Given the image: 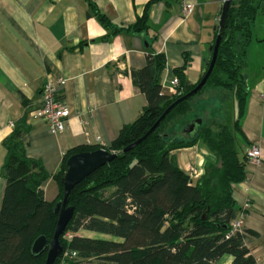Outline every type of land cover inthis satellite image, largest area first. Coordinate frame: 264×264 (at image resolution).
Instances as JSON below:
<instances>
[{
    "label": "trees",
    "instance_id": "obj_1",
    "mask_svg": "<svg viewBox=\"0 0 264 264\" xmlns=\"http://www.w3.org/2000/svg\"><path fill=\"white\" fill-rule=\"evenodd\" d=\"M159 1L151 0L144 14L128 27L114 25L93 4L91 9L112 36L123 32L147 36L149 9ZM263 6L264 0H231L224 25L220 28L219 24L215 33L213 44L218 34L221 44L205 87L178 104L141 145L123 153L176 100L197 86L187 80L191 58L185 54L183 65L174 70L180 82L178 93L163 94L161 75L166 58L153 50L155 38L146 40L147 64L141 70H131V77L145 94L147 107L108 149L117 153V158L71 193L68 206L74 207L75 213L65 233L70 239L61 237L64 252L55 264H219L226 255L233 257L232 264H258L247 245L248 237L256 234L245 229L234 233L232 223L239 216L233 187L246 180L249 163L243 151L248 143L242 139L240 125L249 92L246 47L252 37V24ZM217 89L233 97L230 125L217 133L202 125L194 139L175 138V129L169 130L171 120L189 115L192 101L200 93ZM22 136L20 130H15L5 141L7 184L0 212V264H46L47 252L35 256L31 250L42 235L52 240L58 222L54 209L59 201L46 200L41 184L47 177L39 163L25 156ZM199 142L214 160L208 161L203 175L194 179L180 168L173 152ZM72 155L56 176L62 199L61 179ZM82 230L112 239L82 237ZM66 252H76L77 256L65 258Z\"/></svg>",
    "mask_w": 264,
    "mask_h": 264
},
{
    "label": "crops",
    "instance_id": "obj_2",
    "mask_svg": "<svg viewBox=\"0 0 264 264\" xmlns=\"http://www.w3.org/2000/svg\"><path fill=\"white\" fill-rule=\"evenodd\" d=\"M150 1L0 0V212L7 184L5 141L13 131L23 133L25 156L40 164L47 177L41 190L52 203L60 196L56 176L70 154L108 150L121 131L137 121L148 102L134 85L131 70L146 66V40L155 38L153 50L166 58L161 75L163 94L171 96V83L177 78L174 70L183 65L185 54L191 58L187 80L191 85L201 81L209 56L211 60L210 47L224 0L156 2L149 9L147 36L128 32L112 36L91 9L93 4L114 25L128 27L144 14ZM185 5L193 7L188 15L183 13ZM246 57L249 92L240 125L248 145L243 151L247 154L252 146L260 147L262 161L248 163L246 180L233 187V198L238 215L247 202L251 205L244 229L256 236H249L247 245L258 264H264V6L252 24ZM48 78L64 80L58 99L70 111L67 129L58 135L50 134L46 123L35 122L32 115L41 107ZM209 103L199 102L194 110ZM195 117L194 121L201 119L205 124ZM173 128L178 130L176 125ZM173 155L182 170L190 173L193 169L200 176L205 164L214 160L201 142ZM79 235L93 238L97 234L82 230ZM232 261L226 255L219 264Z\"/></svg>",
    "mask_w": 264,
    "mask_h": 264
},
{
    "label": "water",
    "instance_id": "obj_3",
    "mask_svg": "<svg viewBox=\"0 0 264 264\" xmlns=\"http://www.w3.org/2000/svg\"><path fill=\"white\" fill-rule=\"evenodd\" d=\"M230 3L231 0H224V6L220 17V28L224 25ZM220 44L221 35L218 34L215 43L210 47L211 60L207 65L208 69L204 70V77L197 84V86L191 92L176 100L164 112V114L159 118L154 126L142 138L127 146L123 150V153L129 152L141 145L158 128L161 122L178 104L194 97L205 87L215 67ZM202 124V120L197 119L189 123L183 132L188 134L189 139H194L198 135ZM117 156V153L110 152L105 149H99L96 151L74 154L67 160L65 173L61 179L64 191L63 199L55 206L54 209L55 214L58 216V222L54 236L50 242L45 235L38 237L32 246L31 251L33 255L38 256L44 252H47L46 264H55L57 259L62 256L64 248L60 239L65 235L66 229L73 219L75 213V208L68 206L71 193L88 177L112 163L117 158Z\"/></svg>",
    "mask_w": 264,
    "mask_h": 264
},
{
    "label": "built area",
    "instance_id": "obj_4",
    "mask_svg": "<svg viewBox=\"0 0 264 264\" xmlns=\"http://www.w3.org/2000/svg\"><path fill=\"white\" fill-rule=\"evenodd\" d=\"M193 7L191 5H185L183 8V13L188 15L192 12ZM64 83V80L60 78L59 80H53L48 78L41 94V107L40 109L33 112V119L38 123H46L49 128V132L52 135H58L63 133L68 126V121L70 117L69 109L58 99V90L60 86ZM180 82L177 78L173 79L170 87L171 96L178 93V88ZM14 124L11 123V127ZM249 162L254 164H261L262 152L260 147L252 146L247 152ZM196 170L193 173L196 174ZM193 176V175H192ZM251 207L250 203H246L243 207L242 212L238 218L232 223L233 232H244V221L246 217V211ZM65 258H75L77 256L76 252H66Z\"/></svg>",
    "mask_w": 264,
    "mask_h": 264
},
{
    "label": "rangeland",
    "instance_id": "obj_5",
    "mask_svg": "<svg viewBox=\"0 0 264 264\" xmlns=\"http://www.w3.org/2000/svg\"><path fill=\"white\" fill-rule=\"evenodd\" d=\"M220 24V23H219ZM207 61H210V56L208 57ZM209 101L207 106L201 109L194 110L197 107L199 102ZM192 112L187 115L186 117H177L171 120L169 125V130L172 127L177 126L178 130L175 129L174 137L180 138L184 141H188V135H184L183 131L186 128L187 124L193 120V118L200 117L204 120V129L212 130L214 133L219 132L224 126L230 125V111L232 108V95L231 93L225 91L224 89H217V90H206L200 95H198L192 101ZM191 119V120H190ZM194 121V120H193ZM192 178L200 176V172L197 171L196 174L193 173V169L190 170L188 173ZM193 175V176H192ZM203 175V174H202ZM201 175V176H202ZM200 176V177H201ZM63 195V194H62ZM62 197L58 198L56 201H61ZM245 224V221L243 222ZM93 238H104V239H112L107 236L101 235H92ZM70 234L65 235L64 240H69ZM224 263V262H223Z\"/></svg>",
    "mask_w": 264,
    "mask_h": 264
}]
</instances>
